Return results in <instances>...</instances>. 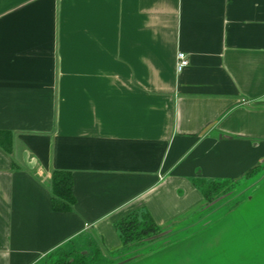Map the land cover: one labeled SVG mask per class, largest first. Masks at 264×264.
<instances>
[{
  "label": "crops",
  "instance_id": "obj_1",
  "mask_svg": "<svg viewBox=\"0 0 264 264\" xmlns=\"http://www.w3.org/2000/svg\"><path fill=\"white\" fill-rule=\"evenodd\" d=\"M0 131V264L120 257L117 224L143 210L191 249L200 183L264 163V0H0Z\"/></svg>",
  "mask_w": 264,
  "mask_h": 264
},
{
  "label": "rangeland",
  "instance_id": "obj_2",
  "mask_svg": "<svg viewBox=\"0 0 264 264\" xmlns=\"http://www.w3.org/2000/svg\"><path fill=\"white\" fill-rule=\"evenodd\" d=\"M221 181L227 182L230 192L199 210L205 218L197 222L196 229L204 226L207 233L191 249L185 241L173 253L172 244L178 243L176 238L172 242L175 236L186 240L195 232L183 230L186 229L181 227L183 223L168 225L161 234L146 238L148 245L139 249L143 255L123 264H182L179 259L185 258L189 251L199 257L193 264H264V163L248 175ZM173 228H178V232L170 234ZM61 251L45 257L39 264L56 262ZM123 259V256L101 257L97 264H118Z\"/></svg>",
  "mask_w": 264,
  "mask_h": 264
},
{
  "label": "trees",
  "instance_id": "obj_3",
  "mask_svg": "<svg viewBox=\"0 0 264 264\" xmlns=\"http://www.w3.org/2000/svg\"><path fill=\"white\" fill-rule=\"evenodd\" d=\"M12 137L8 131H0V146L6 151H12ZM258 168H253L248 174L257 171ZM247 174V175H248ZM205 195L206 203L211 204L214 201H219L222 196L230 192V186L227 182L211 181L200 183ZM52 195L53 209L57 212L71 211L75 205V196L73 193V175L67 170H54L52 173ZM169 226H172L170 224ZM165 227L155 223L150 213L146 210L136 211L129 214L125 219L117 224V230L123 241L122 250L117 253L124 257L123 261H128L137 258L142 253L139 252L141 247L148 245L147 237L161 234ZM178 229V228H176ZM171 231L170 234L178 232ZM175 236L172 242L180 239ZM157 241L152 240L150 243ZM104 257L103 252L94 246L93 250L77 251L62 253L56 262L52 264H97L99 259ZM105 258V257H104Z\"/></svg>",
  "mask_w": 264,
  "mask_h": 264
},
{
  "label": "built area",
  "instance_id": "obj_4",
  "mask_svg": "<svg viewBox=\"0 0 264 264\" xmlns=\"http://www.w3.org/2000/svg\"><path fill=\"white\" fill-rule=\"evenodd\" d=\"M190 63L189 57L184 52L178 53V63H177V70L181 72L183 69H185Z\"/></svg>",
  "mask_w": 264,
  "mask_h": 264
},
{
  "label": "water",
  "instance_id": "obj_5",
  "mask_svg": "<svg viewBox=\"0 0 264 264\" xmlns=\"http://www.w3.org/2000/svg\"><path fill=\"white\" fill-rule=\"evenodd\" d=\"M127 261V260H126ZM126 261H122V262H120V263H118V264H123L124 262H126Z\"/></svg>",
  "mask_w": 264,
  "mask_h": 264
}]
</instances>
